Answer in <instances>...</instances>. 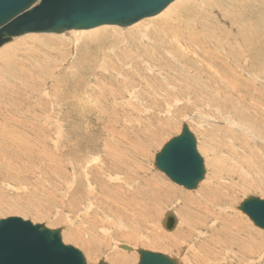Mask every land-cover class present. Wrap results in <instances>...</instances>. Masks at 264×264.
Returning <instances> with one entry per match:
<instances>
[{"label": "rangeland", "instance_id": "374dc122", "mask_svg": "<svg viewBox=\"0 0 264 264\" xmlns=\"http://www.w3.org/2000/svg\"><path fill=\"white\" fill-rule=\"evenodd\" d=\"M185 1L175 0L171 4ZM220 1V10L234 11L231 2ZM197 2L188 0L186 4L195 5L182 6L179 19L188 17L190 26L193 19H207L208 24L203 27L195 25L194 32L204 34H199V45L204 44L209 49H196L191 45L184 50L180 46L182 51L170 57L160 47H155L169 62L162 71L160 68L154 71L144 68L139 75L133 76L131 69L116 67L110 73L102 61L112 54H121L124 44L118 41L108 45L113 40L107 38L104 43L107 46L99 50L92 40L100 30L83 35L75 33L76 37L79 36L75 45H72L71 36H75L72 33L52 36L57 39L48 34H27L3 45L9 44L0 50V219L18 217L49 229H60L62 242L80 251L86 264H97L99 260L108 264H137L138 255L133 252L137 248L170 255L179 264H197V261L198 264H208L210 251L205 246L211 243L210 239L218 238L215 231L222 229L223 217L216 227L211 224L218 219L215 213L222 215L216 206H233L234 210L227 212L228 215L233 212L236 216L241 215L238 217L244 218L242 222L246 227L262 230L238 211V206L249 196L264 199V10L257 17H247V21L242 19L241 27L233 29V25L222 17V11H212L206 8L207 3ZM192 9L195 11L190 16ZM250 9L245 8L243 12ZM163 18L165 16H155L138 21L143 28L140 32L144 31L152 38L151 31L162 26ZM175 20L167 25L168 32L180 39L182 33L179 30L184 28L183 31H187ZM132 26L107 27L127 31ZM210 26L214 28L213 32ZM116 30H111L112 37ZM120 36L124 37L128 48L137 44L142 50L143 45L136 40L133 43L130 34ZM146 42L150 43V40H144ZM102 50L106 53L99 57ZM209 51L210 57L207 56ZM141 55L135 63L144 65L145 56ZM205 58H209L212 69L224 74L225 81H233L241 87L240 90L230 88L225 91L220 79L215 80L216 86L209 77L213 74L210 68L200 65ZM241 65L246 69L245 74L239 70ZM115 72L128 73L132 78L128 90L132 95L129 97L126 93L123 98V93L119 94L123 102L119 99L105 101L112 92L110 83L114 84V90L118 86V79L111 78ZM247 116L249 121L246 123L244 118ZM230 119L239 125L238 129ZM183 124L188 125L196 139V149L205 161L207 178L204 177L195 190L172 183L154 167L155 154L181 132ZM250 125L252 129H249ZM17 131L22 134L17 138L21 136L22 139L6 141L7 135L16 137ZM132 135L138 139L130 142L133 147H128L132 154L128 153L127 159L129 164H134L130 167L132 181H126L124 173L117 171L109 172L108 176L97 175V181L95 177L91 180L93 165L104 168L100 164L104 156L116 148L124 152L118 142L126 144ZM96 143L100 146H95ZM234 161L239 164L233 167ZM238 166L246 171L243 183ZM94 170H98L97 166ZM227 170L231 171L230 175ZM147 179H150L148 185L145 184ZM87 181L95 197L89 198ZM228 184H233L234 190L229 189ZM74 187L78 188V196L71 195ZM209 189L212 193L223 194L224 198L215 201L214 196L201 194ZM226 193H230L228 198ZM213 201L217 202L216 206ZM166 212H172L180 222L173 232H167L162 226ZM179 229L182 231L176 237H168ZM236 235L239 242L245 238H240L237 231ZM263 235L264 230L260 235H254V240L261 236L264 239ZM220 239L222 242L228 239L225 242L228 243L230 238L225 233ZM85 241L90 242L88 247L82 246ZM117 244L131 246L133 250H123ZM187 245L189 249H184ZM236 247H230L232 262L227 264H239V260L240 264H262L258 262L257 252L252 260H244L240 247ZM122 254L124 258H121ZM111 257L116 259L110 260ZM125 258L128 261L122 263Z\"/></svg>", "mask_w": 264, "mask_h": 264}, {"label": "water", "instance_id": "95a60500", "mask_svg": "<svg viewBox=\"0 0 264 264\" xmlns=\"http://www.w3.org/2000/svg\"><path fill=\"white\" fill-rule=\"evenodd\" d=\"M174 0H0V47L29 33L60 34L89 30L103 25L129 27L158 15ZM154 167L169 180L187 190H195L205 177L204 160L196 149V139L187 124L155 154ZM238 210L254 226L264 230V199L245 198ZM177 224L166 212L163 228L170 232ZM119 248L132 252L128 245ZM137 264H179L170 255L134 249ZM0 264H86L80 251L66 245L60 229L32 224L18 217L0 219ZM97 264H108L99 260Z\"/></svg>", "mask_w": 264, "mask_h": 264}, {"label": "bare ground", "instance_id": "6f19581e", "mask_svg": "<svg viewBox=\"0 0 264 264\" xmlns=\"http://www.w3.org/2000/svg\"><path fill=\"white\" fill-rule=\"evenodd\" d=\"M175 1V0H174ZM188 1V0H187ZM187 1H185L184 3H177V4H169L162 12H160L158 15H156L157 17L158 16H165V18H163L162 20H161V27L158 29V30H154V31H151V37L155 40V41H153L152 40V38H149L147 35H145L143 32V34L140 32V30L141 29H143V28H141L140 27V23H138L137 22V24H133L134 26H132V27H130V29L129 30H127V31H124V29H123V31H119V30H116L115 28H118V27H107V26H115V25H103L102 27L101 26H99V27H96V28H93V29H89V30H71V31H66V32H63V33H60V34H55V33H29L28 35H33V34H48V35H50L51 36V38H58V37H52V36H61V35H66V34H69V33H72L73 35H75V33L77 34H80V35H83V33H85V32H92V31H94L95 32V30H100V32L98 33V35H96L95 36V39L94 40H92V42H95V45H96V47L100 50V49H102L103 47H106L107 45H104V43L106 42V40H107V38H110V39H112L113 40V42H108V45L110 44V43H114V42H118V41H120V42H118V43H123L124 45H123V49L119 52V53H121V54H112V56H109V57H104V59H103V61H102V64L104 65V66H106L107 67V69L109 70V72L111 73L112 71L114 72L115 71V69H116V67H119V68H122V69H125V68H128V69H131L130 70V73H131V75H133V76H136V75H139V72H141V71H143V69L145 68L146 70H148V71H154L156 68H160L161 69V71L165 68V67H167V66H169V62H167V60H166V58L165 57H162V55H160L159 54V52L157 51V49H155V47H157V48H161V50L163 51V53L164 54H166V55H168V56H170V57H172L173 56V53H175V52H181L182 51V49L181 48H179L180 46H183V48H184V50H186V48H189V47H191V45H194V47L196 48V49H200L201 47H203L205 50H208L209 48H207V46H203L204 44H201L202 46H200L199 45V43H200V40L198 39L199 38V34L200 33H197V32H194V30H196V26L197 25H200V27H203V26H205V25H207L208 24V22H207V19H204L203 18V20L201 21H197V18L196 19H193V23L191 24V26H190V24H188V17H187V19L186 20H184V19H179L180 17H179V15H178V13L180 12V8L183 6H186V5H195L194 3H187L186 4V2ZM196 1H198L197 3H200V4H202V5H204V4H206V8H210L212 11L213 10H219V11H222L223 12V16L222 17H224L225 18V20H226V22H229V24H232L233 25V29L234 28H236V27H241V26H239V24H241L240 22H241V20L243 19V20H245V21H247V19H249V18H247V17H251V18H254V17H257V15L258 14H260V13H262V11L264 10V2L262 1V0H248V2L247 3H245L244 1H237V0H234V1H231V0H226V1H228V2H231V5H232V7L233 8H235L234 9V11H230L229 12V10L227 9L226 10V12L224 11V10H220L218 7H220L219 6V3L221 2L220 0H203V1H200V0H195V2ZM220 1V2H219ZM193 2H194V0H193ZM202 2V3H201ZM196 3V4H197ZM204 3V4H203ZM225 3V2H224ZM244 3V4H243ZM221 5V4H220ZM206 8H205V10H206ZM232 8V9H233ZM245 8H251L249 11H245V12H243L244 11V9ZM263 9V10H262ZM193 11H191V13H190V16H193V12L195 11L194 9H192ZM206 12V11H205ZM211 12V11H210ZM246 12H249V14L248 13H246ZM198 13V12H197ZM210 14V13H209ZM244 15V16H243ZM246 15H248V16H246ZM200 16V15H199ZM155 17V16H154ZM203 17V16H202ZM199 18V17H198ZM215 18V17H214ZM250 18V19H251ZM175 19H177V25L181 28V27H185L186 28V31H187V33L185 32V31H183L184 30V28H183V30L181 31V30H179L182 34H180V39H179V36L178 35H171L169 32H168V28H167V25H170L171 23L173 24V21L175 20ZM179 19V20H178ZM217 19V18H216ZM169 20H171V21H169ZM176 21V20H175ZM179 21H180V23H179ZM256 21V20H255ZM159 22V21H158ZM212 22V21H211ZM247 22H245V23H242V24H246ZM175 24V23H174ZM143 25V24H142ZM166 25V26H165ZM196 25V26H195ZM214 26V25H213ZM227 26V25H226ZM140 27V28H139ZM197 27H199V26H197ZM211 27V26H210ZM215 27V26H214ZM218 27H219V25H218ZM225 27V26H224ZM108 28H111V29H108ZM190 31V34H189V31ZM111 30H116L115 31V33H113V34H115L113 37H112V34H111ZM135 30H137V31H135ZM218 30V29H217ZM229 30V29H228ZM148 31V30H147ZM211 31L213 32L214 31V28H212L211 27ZM173 32V31H172ZM175 32V31H174ZM173 32V33H174ZM217 32H219V31H217ZM125 33L126 34H130V38H131V40H132V42L134 43V40H136L137 42H139V43H141L142 45H143V48H142V50H140V47L137 45V44H134V46H130L129 48L126 46V41H125V39H124V37L122 38V36H120V35H125ZM141 33V34H140ZM104 34H105V36H104ZM160 34V38L158 37V35ZM164 34V35H163ZM177 34V33H176ZM183 34H185V35H183ZM212 34V33H211ZM214 34H215V32H214ZM213 34V35H214ZM217 34V33H216ZM259 34V33H258ZM27 35V34H26ZM25 35V36H26ZM103 35V36H102ZM204 34L203 33H201L200 34V36H203ZM100 36V37H99ZM116 36V37H115ZM147 36V37H146ZM210 36V35H209ZM23 37H24V35H23ZM29 37V36H28ZM31 37V36H30ZM63 37V36H62ZM78 35H77V37H76V35L75 36H71V40H72V45H75L76 44V42L78 41ZM99 37V38H98ZM112 37V38H111ZM129 37V36H128ZM211 37V36H210ZM255 37H257V36H255ZM18 38H20V37H18ZM18 38H16V39H14V41H16V40H18ZM33 38H35L34 36H33ZM37 38V37H36ZM48 38V37H47ZM60 38V37H59ZM220 38V37H219ZM227 38V37H226ZM127 39V38H126ZM244 39H245V37H244ZM109 40V39H108ZM144 40L146 41H148V40H150V43H148V42H146V43H144ZM219 40V39H218ZM13 41V42H14ZM60 41V40H59ZM135 41V42H136ZM141 41H143V42H141ZM61 42V41H60ZM91 42V41H90ZM211 42V41H210ZM202 43H203V41H202ZM212 43V42H211ZM219 43V42H218ZM9 44H11V43H9ZM9 44H7L6 46H8ZM238 44V43H237ZM62 45V44H61ZM6 46H3V47H1L0 48V50L1 49H3L4 47H6ZM42 46V45H41ZM221 46V45H220ZM219 47V46H218ZM112 50H114V49H111L110 51H112ZM204 50V51H205ZM108 52V51H107ZM184 52V51H183ZM187 52V51H186ZM186 52H184V53H186ZM190 52V51H189ZM206 52V51H205ZM93 53V52H92ZM102 53H106V51H104V50H102L100 53H99V57L102 55ZM134 53H136V54H134ZM140 53L141 54H143V55H141L142 57H144L145 58V63L143 62V64L144 65H142V64H140V63H135V60L136 59H139L140 58ZM191 53V52H190ZM95 54H96V52H95ZM108 54V53H107ZM187 54V53H186ZM192 54V53H191ZM198 54V53H197ZM93 55H94V53H93ZM188 55V54H187ZM210 55H211V52L209 51L208 52V57H210ZM248 55V54H247ZM95 56V55H94ZM105 56V55H104ZM183 56H185V55H183ZM202 56V55H201ZM141 57V58H142ZM248 57V56H247ZM190 58V57H189ZM186 59H187V57H186ZM194 59V58H193ZM208 59L209 58H205V59H202L201 61H200V65H201V67L203 66V67H208V68H210V70H211V72L213 73L211 76H209L210 78H211V80L214 82V84L216 85V86H218V84H217V82L215 81L216 79H220V80H222L223 81V84H224V86H223V89L225 90V91H229L230 90V88H232L231 90H234V91H238V90H236V89H234V88H239V90H240V88L241 87H237L236 85H235V83L233 82V81H230V80H227V81H225V79H224V74L222 73L221 75H220V73H218V71L216 70V69H212L213 68V65H211L210 64V62L208 61ZM153 61V62H158V63H161L160 65H155V64H152L150 61ZM166 60V61H165ZM189 60V59H188ZM192 60V59H191ZM197 60V59H196ZM160 61V62H159ZM162 61V62H161ZM183 61V60H182ZM187 61V60H186ZM167 62V63H166ZM199 62V61H198ZM193 63H194V60H193ZM188 65V64H187ZM141 67V68H140ZM239 70H241L244 74H245V72L244 71H246V69L243 67V65H241L240 66V68H239ZM182 71V70H181ZM178 72V71H177ZM151 73V72H150ZM144 74V73H143ZM142 74V75H143ZM181 75V74H180ZM187 75V74H186ZM161 76V75H160ZM163 76V75H162ZM182 76V75H181ZM243 77H244V75H243ZM263 77V76H262ZM111 78H112V80H116V78L118 79L117 81L119 82L118 83V86L116 87V90H114V84L113 83H110V90L112 91L110 94H108L109 95V97H105L104 99H105V101H109V100H113V99H119V100H122L121 102H123L124 101V99H122L121 98V96H119V94L120 93H123V98H125V94L126 93H128V90H129V88H130V86H131V84H130V80H132V78L131 77H128V73H118V72H115V73H112L111 74ZM182 78V77H181ZM197 78V77H196ZM155 79V78H154ZM178 80V79H177ZM180 80V79H179ZM244 80V79H243ZM122 82V83H121ZM216 82V83H215ZM167 83V82H166ZM210 83V82H209ZM244 83V82H243ZM179 84V83H178ZM189 84V83H188ZM171 85V84H170ZM190 85V84H189ZM200 85V84H199ZM227 85H229V86H227ZM213 86V85H212ZM235 86V87H234ZM220 87V86H219ZM242 87H243V84H242ZM186 88H188V87H186ZM220 88H222V87H220ZM211 89V88H210ZM202 91V90H201ZM206 91V90H205ZM243 91V90H242ZM207 92V91H206ZM217 92V91H216ZM219 93V92H218ZM104 95V94H103ZM128 95H129V97L132 95V94H129L128 93ZM174 95V94H173ZM151 96V95H150ZM175 96V95H174ZM178 96V95H177ZM134 97V96H133ZM133 97H132V99H133ZM149 97V96H148ZM154 97V96H153ZM245 97V96H244ZM152 98V97H151ZM167 98V97H166ZM183 98V97H182ZM131 99V98H130ZM136 99V98H135ZM179 99V97L177 98L176 97V100H178ZM148 100V99H147ZM146 100V101H147ZM129 101V100H128ZM157 101V100H156ZM204 101V100H203ZM120 102V101H119ZM120 102V103H121ZM151 102H153L152 100H151ZM166 103V102H165ZM236 103V102H235ZM169 104V103H168ZM160 105H162V104H160ZM187 105V104H186ZM149 106V105H148ZM236 106V105H235ZM152 109V108H151ZM146 110V109H145ZM78 112V111H77ZM235 112V111H234ZM240 112V111H239ZM138 114H139V112H138ZM237 114H238V112H237ZM242 114V113H241ZM77 115V114H76ZM240 115V114H239ZM243 115V114H242ZM246 115H247V113H246ZM241 117V116H240ZM245 117V116H244ZM244 117H242L241 119H243ZM248 117V116H247ZM238 119H239V117H238ZM231 120V122L233 123V126L234 127H237V129L239 128V125L238 124H234V122H233V120L232 119H230ZM261 120V119H260ZM244 121L247 123V121H249V117L248 118H244ZM149 123V122H148ZM246 129V128H245ZM249 129H252L251 128V125H250V128ZM230 130H231V128H230ZM241 131L244 133V130H242L241 129ZM13 132H14V130H13ZM12 132H11V130H9L8 131V134L10 135ZM17 135H16V137L15 136H6L7 138H6V141H9V139L10 138H14V139H16L19 135H22L19 131H17V133H16ZM139 136H142V135H139ZM4 139V138H3ZM17 139H22V137L20 136L19 138H17ZM240 139H241V137H240ZM10 140H13V139H10ZM78 140V139H77ZM133 140H138L137 139V137H135V136H131V138H129L128 140H127V143L126 144H122L121 142H118V144L121 146V147H123V148H121V149H123V151L124 152H122L121 150L119 151V149L120 148H116V150H112V151H110V152H108L105 156H104V158H103V163L101 162V160H100V164L104 167V168H102V167H100L98 164H95V165H93V167H92V170H91V180H94V178L93 177H97V175H99V176H102L103 174L104 175H106V176H108L107 174L109 173V172H111V171H117V172H123L124 173V175H125V180L126 181H128V182H131L132 181V179L134 178L133 177V175H132V173H131V169H130V167H132L134 164H129V161H128V159H127V156L129 157V154L128 153H130V154H132V152L128 149V147H133V144L132 143H130L131 141H133ZM5 141V140H4ZM13 143V142H12ZM94 143V142H93ZM1 144V143H0ZM76 145V144H75ZM86 145V144H85ZM93 145H95V144H93ZM232 145V144H231ZM8 146V145H7ZM10 146V145H9ZM95 146H97V147H99L100 145H99V143H96V145ZM11 147H12V145H11ZM135 147H137V146H135ZM147 147V146H146ZM3 148V147H2ZM8 148V147H7ZM16 148V147H15ZM18 148V147H17ZM78 148V147H77ZM1 149V148H0ZM75 149H76V147H75ZM79 149V148H78ZM137 149V148H136ZM145 149V148H144ZM235 149V148H234ZM241 150V149H240ZM75 151V150H74ZM99 151V150H98ZM8 152V151H7ZM123 153H124V156H123ZM134 154V153H133ZM249 154V153H248ZM122 156L124 157V158H122ZM126 156V157H125ZM133 156V155H132ZM106 157H107V159H106ZM132 160H134V159H132ZM243 162L245 163L246 162V159H244L243 158ZM204 163H205V161H204ZM234 165H233V167L234 166H237L239 163H237L236 161H234V163H233ZM50 165V164H49ZM96 166H97V169L98 170H94V169H96ZM219 166V165H218ZM242 166V165H241ZM241 166H238L237 167V169H239V172H240V175H241V178H242V180H241V183H243L246 179H245V177H246V171L241 167ZM204 167H205V165H204ZM217 167V166H216ZM215 167V168H216ZM226 167V166H225ZM224 167V168H225ZM228 167V166H227ZM206 168V167H205ZM223 168V169H224ZM229 168V167H228ZM228 168H226V169H228ZM218 169V168H217ZM220 169H222V167L220 168ZM231 170V169H230ZM233 170H234V168H233ZM207 171H208V169H207ZM220 171H224V170H220ZM220 171H219V174L221 175V173H220ZM227 171H229V170H227ZM94 172H96V174L94 173ZM209 172V171H208ZM230 172L231 171H229L228 172V175H230ZM234 172V171H233ZM205 174H206V169H205ZM237 174V173H236ZM207 175V174H206ZM206 175H205V179L207 178L206 177ZM254 175V174H253ZM61 176V175H60ZM216 176H218V175H216ZM215 176V177H216ZM251 176V175H250ZM110 178H111V180H112V177L111 176H109ZM215 177H213V179L215 178ZM108 178V177H107ZM232 178V177H231ZM66 179V178H65ZM212 179V180H213ZM216 179V178H215ZM217 179H219V178H217ZM236 179H237V177H236ZM240 179V178H239ZM110 180V179H109ZM209 180V179H208ZM211 180V179H210ZM220 180V179H219ZM222 180V179H221ZM96 181H97V178H96ZM206 181V180H205ZM225 181V180H224ZM150 182V179H147L146 180V183L145 184H147L148 185V183ZM207 182V181H206ZM228 182V181H227ZM210 184H212V182H209ZM219 183V182H218ZM72 184V183H71ZM247 184V183H246ZM219 186V185H218ZM252 186V185H251ZM206 187H210L209 185H206ZM220 187V186H219ZM225 187V186H224ZM227 187L229 188V189H233L234 190V186H233V184H228L227 185ZM256 187V186H255ZM91 188V184H90V182L89 181H87V189H86V192H87V190H89V193H90V195H89V198H91V197H95L96 195L94 194V195H92L91 194V191H93V190H91L90 189ZM146 188V187H145ZM152 188V187H151ZM217 188V187H216ZM247 188V187H246ZM208 189V188H207ZM77 190H78V188L77 187H74L73 189H72V193H71V195L73 196V195H77L76 193H77ZM225 190V189H224ZM226 192H227V190H226ZM217 191L215 192V193H212L211 191H210V189L207 191V190H205L204 192H202L201 194L202 195H205V196H208V197H211V196H214L215 197V201H218V200H221V199H223L224 198V195L222 194H219V196H217ZM197 194H198V192H197ZM229 194L230 193H226L225 194V197L226 198H228L229 197ZM235 194V193H234ZM78 196V195H77ZM88 196V195H87ZM166 198V197H165ZM232 198V197H231ZM212 199H213V197H212ZM85 200V199H84ZM211 201V200H210ZM215 201H213L212 203H214V206H216L217 205V202H215ZM91 203V201L89 202V204ZM211 203V204H212ZM209 205V204H208ZM229 206V205H228ZM205 208V207H204ZM216 208L219 210V212H221V214L222 215H220V214H218V213H215V215H216V217L218 218L217 220H216V218L215 217H213V218H215V220L216 221H214L213 220V222L211 223V224H213V226L214 227H216V225L215 224H217V222H218V220L219 219H221V217H226L225 219H221V222L222 223H220L221 225H222V229L221 230H217V231H215V233H216V235L218 236V238L217 237H215V238H213V239H210L211 240V243H209L208 245H206L205 247H206V249H207V251L209 252L210 251V255H207V258H209L208 260L209 261H207V263L208 264H227L228 263V261H231L232 262V259L230 258V256H231V250H230V247H232V245H234V246H237L238 248L240 247V251L242 252V254H240L243 258H245L244 260H246L247 258H249V259H251L252 260V258H254V252H257V257L259 258V261L258 262H262V264H263V262H264V239H263V237L261 236V238L260 237H258L257 239H255L254 240V235H260V233H262V230L261 231H257V230H254V229H250V227H246L245 225H244V223L242 222L243 221V219L241 220L239 217L241 216H236L235 214H234V212H233V214H230V215H228L227 214V212H231V211H233L234 209H233V206H231V208H229V207H217L216 206ZM207 209V208H206ZM197 210V209H196ZM199 210V209H198ZM210 210V209H209ZM215 210V209H214ZM200 211V210H199ZM208 211V210H207ZM239 211V210H238ZM237 212V211H236ZM175 213V212H174ZM209 214H210V212H208ZM213 213V212H212ZM227 214V215H226ZM185 215H187V214H185ZM164 216V215H163ZM204 216V215H203ZM213 216V215H212ZM178 217V216H177ZM186 217H188V216H186ZM194 217V216H193ZM164 219V218H163ZM211 219V218H210ZM180 220V219H179ZM197 220V219H196ZM209 220V219H208ZM162 221V220H161ZM179 222V221H178ZM178 222H177V224H176V226H175V228L178 226ZM183 223H184V221H183ZM182 223V224H183ZM204 223V222H203ZM179 224H180V222H179ZM182 226V225H181ZM205 226V225H204ZM218 227V226H217ZM253 227V226H252ZM174 228V229H175ZM206 228V227H205ZM178 229V228H177ZM176 230V229H175ZM192 230H194V229H192ZM178 231V230H177ZM174 232L173 234L171 233V235H169L168 237H176V234H178V233H180L182 230H180L179 229V231L178 232ZM236 231H237V234L240 236V238H241V236H245V238L244 239H241V241L239 242L238 241V237H237V235H236ZM173 232V231H172ZM197 232V231H196ZM199 232V231H198ZM109 233V232H108ZM225 233H227V235H228V237L230 238L229 239V241H228V243H225L226 242V240H228V239H225V242H222V240L220 239L221 237L223 238V234H225ZM191 234V233H190ZM189 234V235H190ZM201 234H204L203 232L201 233ZM200 234V235H201ZM213 234V233H212ZM221 236V237H220ZM264 236V235H263ZM194 237V236H193ZM210 237H212V236H210ZM197 238V237H196ZM196 238H194V240L196 239ZM209 239V238H208ZM169 240V239H168ZM176 240V239H175ZM174 240V241H175ZM183 241V240H182ZM115 242V241H114ZM170 242V241H169ZM193 242V241H192ZM258 242V243H257ZM89 243L90 242H88V241H85V242H83V244H82V246L83 247H88V245H89ZM174 243V242H173ZM115 244V243H114ZM186 244H189V243H187L186 242ZM185 243H184V246L186 245ZM191 244V243H190ZM226 244V245H225ZM227 244L228 245H230V247L229 246H227ZM261 244V245H260ZM117 245H119V244H117ZM193 245V244H192ZM191 245V247H193ZM120 246V245H119ZM179 246V245H178ZM190 246V245H189ZM195 246V245H194ZM170 248L172 247V244L170 243V246H169ZM236 247V248H237ZM133 248V247H132ZM174 248V247H173ZM184 249H187L188 248V245L186 246V247H183ZM255 248V249H254ZM189 249V248H188ZM202 249V248H201ZM210 249H212V250H210ZM197 250V249H196ZM217 250V251H216ZM95 251H98L97 249H95ZM185 252H187V251H185ZM203 252V251H202ZM215 252H217V254H215ZM181 253V252H180ZM190 253H191V251H190ZM201 253V252H200ZM192 254V253H191ZM196 254V253H195ZM181 255H183V253L181 254ZM188 255H189V253H188ZM202 255V254H201ZM122 256L123 257H121V258H124V254H122ZM184 256V255H183ZM206 256V255H205ZM240 256V257H241ZM178 258V257H177ZM185 258V257H184ZM188 258V257H187ZM114 260V259H116L115 257L114 258H110V260ZM203 259V258H202ZM189 260V259H188ZM238 260V259H237ZM128 261V258H125V259H123V260H121V262L122 263H124V262H127ZM187 261V260H186ZM120 262V263H121ZM204 262V261H203ZM239 262L241 263V261L239 260ZM190 263V262H189ZM239 263V264H240ZM197 264H198V261H197ZM202 264H206V263H202ZM232 264V263H231ZM246 264H248V263H246ZM252 264H256V263H252Z\"/></svg>", "mask_w": 264, "mask_h": 264}]
</instances>
